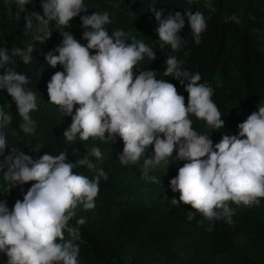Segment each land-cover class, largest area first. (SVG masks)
I'll return each mask as SVG.
<instances>
[{
	"label": "clouds",
	"instance_id": "obj_1",
	"mask_svg": "<svg viewBox=\"0 0 264 264\" xmlns=\"http://www.w3.org/2000/svg\"><path fill=\"white\" fill-rule=\"evenodd\" d=\"M29 3L31 0H15L17 20ZM41 6L42 14L33 11L24 17L25 35L31 33L33 42L11 50L0 47V69L4 70L0 92L6 90L15 102L21 118L19 128L24 133L35 132L30 113L37 109V97L28 87L29 77L8 65H15L16 57L26 65L31 63L35 43L50 40L52 22L59 29L69 27L70 21L79 17L87 44H81L71 32L61 31V44L45 55L48 66L64 69L55 72L47 84L49 103L72 117L63 137L69 142L77 137L80 141H106L118 135L124 143L119 154L121 165H139L142 178L156 183L157 178L149 173L166 164L176 152V158L186 163L170 181L172 191L180 193L179 200L173 198L171 202L191 205L207 219L209 232L218 220L232 223L235 209L231 204H259L264 198V103L238 125V135H224L214 144L208 135L195 131L189 119L194 115L213 129L225 127L212 100L214 89L207 82L200 83L198 72L185 69L183 60L167 56L163 74L185 87L187 104L173 83L156 78L157 70L134 72L145 56L154 61L155 52L139 40L129 44L123 29L110 35L106 26L112 21L107 11L81 15L88 12L84 0H41ZM207 7L212 9L211 4ZM149 10L158 22L161 46L167 44L178 52L186 45L180 35L186 19L194 42L201 43V34L208 27L203 12L187 9L185 14L170 13L162 18L163 10L156 6ZM229 20L239 23L236 16H226L225 21ZM9 107L11 104L0 105V174L11 188L25 184L31 187L11 209L7 199H0V252L7 255V264H79V246L74 241L80 238L86 220L79 218L72 224L75 209L79 205L85 210L95 208L101 178L107 180L108 174L101 168L89 179L73 170L82 166L95 169L89 157L101 158V150L87 148V154L73 163L67 152L55 156L45 153L34 159L22 150L9 148L3 131L13 121L6 111ZM153 145L154 153L145 157L146 149ZM188 213L189 221L195 219V213ZM65 232L71 239H65Z\"/></svg>",
	"mask_w": 264,
	"mask_h": 264
},
{
	"label": "trees",
	"instance_id": "obj_2",
	"mask_svg": "<svg viewBox=\"0 0 264 264\" xmlns=\"http://www.w3.org/2000/svg\"><path fill=\"white\" fill-rule=\"evenodd\" d=\"M84 3L88 12L81 15L109 13L112 23L106 27L110 35L123 29L129 44L139 40L153 48L156 59L151 61L145 56L134 68L136 74L141 70H157L156 78L173 83L187 104L189 94L185 87L163 74L167 56L176 55L184 61L185 69L201 75L200 83L207 82L214 89L212 100L221 112L225 127L213 129L206 121L194 115L189 117L193 129L208 135L214 144L224 135H238V125L264 103V0H84ZM208 4L214 10L207 7ZM152 6L163 10L162 18L170 13L185 14L187 9L203 12L208 27L201 34V43L194 42L186 19L180 33L186 45L178 52H173L167 44L161 46L156 31L159 25L149 10ZM25 8L27 11L21 12L17 20L19 9L15 0H0V47L11 50L33 42L31 33L25 35L24 17L33 11L42 14L41 0H31ZM226 16H236L239 23L226 22ZM80 25L79 17L73 18L69 27L59 29L52 22L50 40L46 44L35 43L31 63L26 65L16 57V64L8 65L29 77L28 87L36 94L37 109L30 113L35 121L34 133L26 134L19 128L21 118L15 102L6 90L0 92V105L11 104L6 111L13 121L3 129L9 148L22 150L34 159L45 153L55 156L67 152L68 160L73 163L87 154V148L96 146L101 150V158L89 157L95 169L82 166L73 170L89 179L101 168L108 174L107 180L101 178L95 208L85 210L79 205L75 209L76 216L71 223L75 224L79 218L86 220L81 226L80 238L74 241L79 246V264H264V198L251 207L231 204L235 209L232 223L218 220L214 230L209 232L206 230L209 222L191 205L172 204L171 199L179 200V192L163 196L171 189V179L186 163L176 158V152L166 164L149 173L157 178L159 183H156L142 178L139 165H121L119 154L124 143L118 135L106 141L98 138L80 141L77 137L76 141L69 142L63 137L72 117L49 103L47 84L55 72L64 69L60 65L48 66L45 55L61 44V31L71 32L86 45ZM3 72L0 69V75ZM152 153L154 145L149 146L144 155L148 157ZM30 187L31 184H25L11 188V183L0 174V199H7L10 209L16 200H23ZM141 192L150 194L147 201L136 200ZM188 212L195 213V219L189 221ZM65 239H71L67 232ZM7 261V255L0 252V264H7Z\"/></svg>",
	"mask_w": 264,
	"mask_h": 264
},
{
	"label": "rangeland",
	"instance_id": "obj_3",
	"mask_svg": "<svg viewBox=\"0 0 264 264\" xmlns=\"http://www.w3.org/2000/svg\"><path fill=\"white\" fill-rule=\"evenodd\" d=\"M169 193H177V192H173L172 189H169L168 191L163 193V196ZM149 197H150V194H148L147 192H141L140 194L137 195L136 200H138V202H143V201H147Z\"/></svg>",
	"mask_w": 264,
	"mask_h": 264
}]
</instances>
